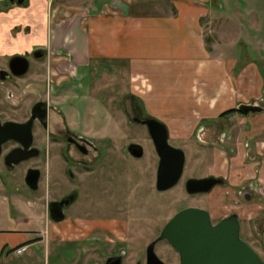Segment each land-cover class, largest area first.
<instances>
[{
  "label": "rangeland",
  "instance_id": "374dc122",
  "mask_svg": "<svg viewBox=\"0 0 264 264\" xmlns=\"http://www.w3.org/2000/svg\"><path fill=\"white\" fill-rule=\"evenodd\" d=\"M59 1L63 4L69 2ZM72 1L82 3V0ZM214 4V18L203 22L209 45L222 38L232 42L241 39L239 57L235 61L237 70L254 67L257 77L264 81V0H215ZM16 6L0 1L1 10ZM26 6H29L28 2ZM29 31L25 27L16 28L10 43L13 44L19 34H28ZM4 55L6 53L0 50L2 62ZM96 65L93 62L90 67L81 68L78 75L71 68L62 74L56 68L52 73L47 60H33L30 73L20 90L15 91L19 98H7V107L21 106L22 119H25L39 94H46L47 99H51V103L66 116L71 129L79 130L101 148L102 159L91 169L95 173L85 174L80 168H69L61 158L51 164L26 162L13 171L0 163V180L4 184L0 187V194L12 196L20 193L41 205L48 191L53 201H60L75 190L77 201L65 211L66 218L118 217L129 220V241L113 245L100 240L91 244L97 247V251L92 254L90 264H105L107 257L120 255L123 250L128 257L126 264H134L139 257L146 256L147 247L159 240L175 215L188 206L208 207L214 223L237 213L242 239L264 260V126H250L253 128L250 131L249 126H168L170 143L186 152L187 162L180 183L167 192H159L157 172L160 159L150 133L146 125L130 116L128 99L118 96L111 88V82L101 94L99 81H110L116 69L111 64ZM50 80L56 84L69 83L64 88L55 86L51 90ZM86 93L93 97L91 106L84 100ZM97 103L104 105L98 106ZM259 105L264 107V101ZM257 113L250 111L248 123ZM79 122L83 126H72ZM245 130L248 131V142L244 138ZM133 144L144 148L142 158L130 154L129 147ZM31 168H40L42 172L37 191H33L25 180ZM99 173L101 175H97ZM209 176L225 179V186L216 187L211 194L191 196L188 193L190 180ZM35 194L39 197L36 198ZM16 214H19L18 209L12 207L10 215L15 217ZM25 214L29 217L28 212ZM52 246L50 256L44 253L45 245H38L30 252L39 254L42 264H46V260L48 264H78L80 260L81 264H87L83 244ZM156 253L165 263L180 264L178 253L166 240L157 245ZM14 259L15 264L25 260L18 256ZM26 263L34 264V261L28 259Z\"/></svg>",
  "mask_w": 264,
  "mask_h": 264
},
{
  "label": "crops",
  "instance_id": "0c3cea01",
  "mask_svg": "<svg viewBox=\"0 0 264 264\" xmlns=\"http://www.w3.org/2000/svg\"><path fill=\"white\" fill-rule=\"evenodd\" d=\"M68 1L25 0L23 6L0 9V50L11 56L45 48L52 73L63 66L78 75L93 62L111 64L116 71L110 81H99L101 94L111 82L118 96L128 99L131 113L138 110L166 126H249V131L250 126H264V107L259 105L264 81L254 67L240 71L235 63L242 40L222 38L211 46L207 41L203 22L214 18L215 0ZM20 27L29 33L20 32L10 43L13 30ZM84 96L91 106L93 97ZM244 106L260 109L249 123ZM244 138L250 141L247 130ZM50 194L41 205L20 193L0 194V264H15V256L25 259L16 264L28 259L42 264L41 256L30 250L45 245L50 256L53 244H83L90 264L97 251L91 244L129 241V222L118 217L56 222ZM12 207L19 211L15 217ZM21 246L28 250L16 253Z\"/></svg>",
  "mask_w": 264,
  "mask_h": 264
},
{
  "label": "water",
  "instance_id": "95a60500",
  "mask_svg": "<svg viewBox=\"0 0 264 264\" xmlns=\"http://www.w3.org/2000/svg\"><path fill=\"white\" fill-rule=\"evenodd\" d=\"M22 66L24 74L29 69V62L22 57L14 59L13 64ZM259 108L244 106L241 111L249 114L250 111H259ZM32 124L30 121L24 125L5 126L0 130L6 135L0 138V147L9 139H16L24 143L26 149L32 143ZM148 126L150 135L159 156V168L157 174V189L159 192H167L177 186L185 172L187 155L181 148H176L170 143L168 127L156 118L148 117L143 122ZM23 132L26 140L19 137ZM24 150V151H25ZM131 154L136 158L144 156V148L138 144L130 146ZM14 153L8 164L19 165L28 157ZM42 172L31 168L26 174V183L32 190H38ZM222 184L219 179H192L187 183V191L190 194L208 193L215 186ZM76 201L75 196L68 199L51 202L49 205L51 217L56 222L66 219L65 209ZM160 240H167L180 253L182 264H264L260 254L241 237V224L238 214L222 220L213 225L210 214L199 208H186L180 211L164 228ZM155 241L148 248V264H165L156 253ZM114 260L110 257L107 264ZM123 256L115 259L113 264H122Z\"/></svg>",
  "mask_w": 264,
  "mask_h": 264
},
{
  "label": "flooded vegetation",
  "instance_id": "af4514ba",
  "mask_svg": "<svg viewBox=\"0 0 264 264\" xmlns=\"http://www.w3.org/2000/svg\"><path fill=\"white\" fill-rule=\"evenodd\" d=\"M4 1L10 3L11 5L23 6L25 4V0H4ZM3 57H4L3 62L0 61V129L5 126L24 125V124L26 125L30 121H33V124H32V143L29 146V149L25 150L26 146L24 145L23 142L16 140V139H9L5 143H3L0 147V163H3L5 168L9 169L10 171H13L16 168H18L20 165L26 162H30V161L39 162L40 161L43 163L47 162L51 164L57 161L56 158H61L65 163L68 164L69 168H75V167L80 168L79 170L85 172V174L95 173L91 171V169L102 159L101 148H99L98 145H96L94 142H92L91 140L83 136L79 130L71 129L70 124L67 122L66 116L62 114V111L56 104L51 103L52 102L51 99L49 98H48L49 100L47 99L48 96L46 94L44 95L39 94L38 96L39 98L37 99V101L31 104V106L29 107V111L26 112L27 117L25 119H22L21 106H18L12 109H10V107H7V103H8L7 98L8 99L19 98V96L16 94L15 91L20 90L22 83L24 82L25 78H27L28 74L30 73V70L32 68V61L34 60V61L40 62L42 60H47L48 58L47 50L41 47V48H36L32 50V52H28L25 54H16V55H11V56L4 55ZM18 57H22L23 59H26L29 62L28 71L21 75L19 74L23 70L21 64L20 65L18 63L13 64L14 59ZM59 71L63 74L66 72V68L61 66L59 68ZM50 81H51L49 85L50 89L51 87L55 88V86L58 87V89H61V88H64L67 83H69V82L63 81V82H59L58 84H56L55 81L53 80H50ZM12 88L14 90H12ZM7 92L8 94H6ZM51 93L52 92H50V94ZM11 111L13 112V114L11 113ZM129 114L133 119H135L136 122L141 123V124H143L145 119L148 118V116L142 115L138 110H136V114H133L130 111H129ZM72 126H83V125L80 124L79 122L77 125L72 124ZM145 127L149 131L148 126H145ZM169 133H170V129H169ZM5 135L6 133L0 130V138H2ZM19 137L22 140H26V136L23 132L19 133ZM18 151H20L19 154H23L24 156L28 158L25 161H22L21 164L19 165H13L11 163L8 164V159H10V157ZM129 152H130V147H129ZM34 169L40 170V168H34ZM97 175H101V173ZM208 178L219 179L222 182V184L215 186L208 193H196V194L189 193V194L191 196L211 194L212 191L216 187L218 186L220 187V185L225 184V181H224L225 179L219 176H209ZM200 179H205V178H200ZM113 195L116 196L115 194ZM245 195L247 197L249 196L247 194ZM70 196H75L76 201H77V192L75 190L72 191L70 194H68L66 197L62 198L61 200L68 199ZM54 201H59V200H54ZM116 206L118 205L116 204ZM187 208H199V209L208 211L213 225H217L222 220L229 218L234 214H237L233 212L231 216H227L226 218L221 219L218 223H214L213 214L211 213L208 207H203V206L189 207L188 206ZM66 210L67 208L64 211ZM163 241L165 240L158 241L156 244V248H157V245ZM169 245L172 246L170 242H169ZM149 246L147 247L146 256L142 259L139 257V259L134 261V264H143V263L148 264ZM176 252L179 255L180 264H182L180 253L177 250ZM121 256H123L122 264H126V259L128 257H127L126 252H124V250L122 251L120 255H115V257H113L114 260H112L110 264H113L115 259H118ZM110 257L111 256L107 257L105 264H107V261ZM165 264H168V263H165Z\"/></svg>",
  "mask_w": 264,
  "mask_h": 264
},
{
  "label": "built area",
  "instance_id": "2783aa9c",
  "mask_svg": "<svg viewBox=\"0 0 264 264\" xmlns=\"http://www.w3.org/2000/svg\"><path fill=\"white\" fill-rule=\"evenodd\" d=\"M28 250V246H21L16 249V253L18 254H24Z\"/></svg>",
  "mask_w": 264,
  "mask_h": 264
},
{
  "label": "trees",
  "instance_id": "16d2710c",
  "mask_svg": "<svg viewBox=\"0 0 264 264\" xmlns=\"http://www.w3.org/2000/svg\"><path fill=\"white\" fill-rule=\"evenodd\" d=\"M235 110H231V111H229V112H227V114H231V113H233Z\"/></svg>",
  "mask_w": 264,
  "mask_h": 264
}]
</instances>
